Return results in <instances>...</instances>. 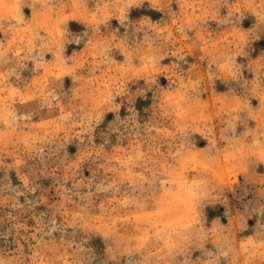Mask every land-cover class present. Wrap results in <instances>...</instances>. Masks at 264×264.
Here are the masks:
<instances>
[{"label":"clouds","instance_id":"9594fccd","mask_svg":"<svg viewBox=\"0 0 264 264\" xmlns=\"http://www.w3.org/2000/svg\"><path fill=\"white\" fill-rule=\"evenodd\" d=\"M0 264H264V0H0Z\"/></svg>","mask_w":264,"mask_h":264}]
</instances>
